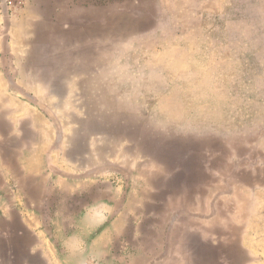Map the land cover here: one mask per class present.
Returning <instances> with one entry per match:
<instances>
[{
  "label": "rangeland",
  "instance_id": "1",
  "mask_svg": "<svg viewBox=\"0 0 264 264\" xmlns=\"http://www.w3.org/2000/svg\"><path fill=\"white\" fill-rule=\"evenodd\" d=\"M0 10V264H264V0Z\"/></svg>",
  "mask_w": 264,
  "mask_h": 264
},
{
  "label": "clouds",
  "instance_id": "2",
  "mask_svg": "<svg viewBox=\"0 0 264 264\" xmlns=\"http://www.w3.org/2000/svg\"><path fill=\"white\" fill-rule=\"evenodd\" d=\"M222 125L216 121L201 118L194 114H186L172 127L177 135L201 139L221 135Z\"/></svg>",
  "mask_w": 264,
  "mask_h": 264
},
{
  "label": "built area",
  "instance_id": "3",
  "mask_svg": "<svg viewBox=\"0 0 264 264\" xmlns=\"http://www.w3.org/2000/svg\"><path fill=\"white\" fill-rule=\"evenodd\" d=\"M0 13H1V10H0Z\"/></svg>",
  "mask_w": 264,
  "mask_h": 264
}]
</instances>
